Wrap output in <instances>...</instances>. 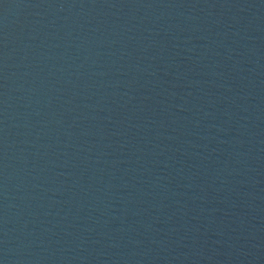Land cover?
<instances>
[{"label": "water", "instance_id": "obj_1", "mask_svg": "<svg viewBox=\"0 0 264 264\" xmlns=\"http://www.w3.org/2000/svg\"><path fill=\"white\" fill-rule=\"evenodd\" d=\"M0 264H264V0H0Z\"/></svg>", "mask_w": 264, "mask_h": 264}]
</instances>
